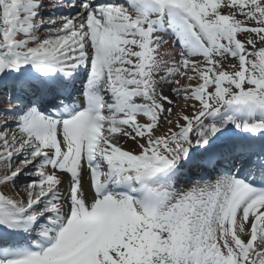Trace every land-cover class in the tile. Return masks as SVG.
Masks as SVG:
<instances>
[{
    "label": "snow or ice",
    "instance_id": "1",
    "mask_svg": "<svg viewBox=\"0 0 264 264\" xmlns=\"http://www.w3.org/2000/svg\"><path fill=\"white\" fill-rule=\"evenodd\" d=\"M0 264H264V0H0Z\"/></svg>",
    "mask_w": 264,
    "mask_h": 264
},
{
    "label": "rangeland",
    "instance_id": "2",
    "mask_svg": "<svg viewBox=\"0 0 264 264\" xmlns=\"http://www.w3.org/2000/svg\"><path fill=\"white\" fill-rule=\"evenodd\" d=\"M225 11H227V10L225 9Z\"/></svg>",
    "mask_w": 264,
    "mask_h": 264
},
{
    "label": "bare ground",
    "instance_id": "3",
    "mask_svg": "<svg viewBox=\"0 0 264 264\" xmlns=\"http://www.w3.org/2000/svg\"><path fill=\"white\" fill-rule=\"evenodd\" d=\"M5 191H7V190H5Z\"/></svg>",
    "mask_w": 264,
    "mask_h": 264
}]
</instances>
